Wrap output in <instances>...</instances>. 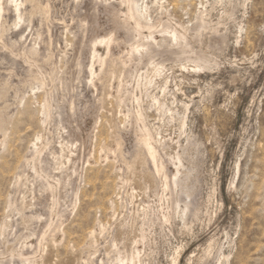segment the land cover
Masks as SVG:
<instances>
[{
    "label": "rangeland",
    "instance_id": "rangeland-1",
    "mask_svg": "<svg viewBox=\"0 0 264 264\" xmlns=\"http://www.w3.org/2000/svg\"><path fill=\"white\" fill-rule=\"evenodd\" d=\"M98 1L96 8L74 0V10L59 0L50 13L52 26L43 39H52L55 83L38 61L27 65L41 82L17 85L26 75L23 57L13 52L12 64L0 48L1 76L19 87L6 102L11 119L0 147V264H264V0H139L150 25L139 38L160 42L172 28L183 34L191 59L204 56L209 67L196 69L156 45L157 58L126 62L105 88L88 93L87 47L110 33V15L102 8L115 6L120 20L126 12L123 0ZM55 17L65 23L60 32ZM24 35L26 45L42 47L34 28ZM96 50L105 56L103 45ZM154 66L164 72L155 73ZM43 104L50 108L48 119ZM145 130L164 162L180 157L179 179L170 189L151 176L147 164L133 158L123 167L114 157L119 134L129 158L131 140ZM90 131L92 144L83 145ZM142 150L136 151L141 159ZM167 168L175 174L172 165ZM30 212H41V222H30ZM53 223L61 226L49 236ZM43 232L48 235L39 240Z\"/></svg>",
    "mask_w": 264,
    "mask_h": 264
},
{
    "label": "bare ground",
    "instance_id": "bare-ground-1",
    "mask_svg": "<svg viewBox=\"0 0 264 264\" xmlns=\"http://www.w3.org/2000/svg\"><path fill=\"white\" fill-rule=\"evenodd\" d=\"M58 1L59 0H12L9 2V4H5L4 0H0V48L4 51H6L5 54V58L8 59V62L15 64V60H14V53L15 51H18V53H20V55L23 57L22 60V64H26L25 66H23V69L25 71V74L22 80L19 81V83L17 85L22 86L23 88L25 87H33L34 85H37L38 83L41 82L40 78H38V76L34 73H32L27 64H32V63H38V61H42V64H40L39 66L42 67H46L48 73H47V79L49 80L50 83H55L57 82V76L55 73V67H54V62H53V50H52V39H50V35H48L49 37L46 39H43V35L45 33V30L50 29V27L48 28L49 25V21L50 19L52 20V18H50V13L55 11L56 9H58ZM74 0H68V6H71L72 9L76 10L78 7H76V4L73 2ZM82 1V0H81ZM124 3H126V12H125V16L123 18V20H120L121 16L119 17V10L118 8H115V6H111V7H100L102 8L104 11H106L107 13H109L110 17V22H111V26H110V33L107 36V38L103 37L97 41L94 40V43L88 45V59H89V67L86 66L88 68V77L89 80L88 82L86 81V90L88 93H90L91 91L95 90L96 88H98L99 86L101 88H105V83L107 82V79L114 77V74L116 73V70L118 68H124V65L126 64V62L135 64L134 62H136L135 65L140 64L141 62H143L144 60H147L148 62L157 54V52H159L157 47L155 48L154 46H158V47H163V45H166V52H168L170 55L174 54V55H178L180 57H184V59L192 62L194 65V68L196 69H204L209 67V61L206 57L201 56V55H197L194 59H191L192 55L190 56V51L188 50V46L187 43L185 42V38L182 35H179L178 33H176L175 31H172L171 28V32L168 31V34L170 33V36L167 35V37H169V39H165V40H161L160 42H156L154 40L153 37H149V41L145 42L139 38L140 37V33L142 32V30L144 29H149L150 25L147 23V20L145 21L144 18L145 14L147 11V6L144 8V11L142 12V9L140 6H138V2L139 0H123ZM121 2V1H120ZM142 2V1H141ZM57 3V4H56ZM67 3V2H66ZM85 4V6H91L94 5L96 8L99 7L101 4H99L98 0H84L83 2ZM122 3V2H121ZM62 4V3H61ZM82 4V3H81ZM117 4L119 5V3L117 2ZM116 4V5H117ZM140 5V4H139ZM145 5V4H144ZM121 6V5H120ZM142 6V5H141ZM57 7V8H56ZM67 7V6H66ZM118 7V6H117ZM94 9V7H93ZM62 10V9H61ZM67 10V9H66ZM73 10V11H74ZM60 11V10H58ZM70 11V10H69ZM79 11V10H78ZM83 11V10H80ZM125 11V10H124ZM95 12V11H94ZM72 13V12H71ZM89 14V13H88ZM96 14V13H95ZM94 14V15H95ZM124 14V13H123ZM148 14V13H147ZM53 15V14H52ZM55 15V14H54ZM108 15V16H109ZM77 17V16H76ZM56 17L54 18L55 23H53V27L55 30L59 31L62 30L63 28H65V23H59L57 22V20H55ZM78 19V18H77ZM60 21V19H58ZM76 20V19H75ZM64 21V20H63ZM87 21V19H86ZM10 22V23H9ZM149 22V21H148ZM52 23V22H51ZM79 23V21H78ZM77 23V24H78ZM131 23V25H130ZM151 23V22H150ZM202 23V22H201ZM74 24V23H73ZM85 24V23H84ZM152 24V23H151ZM71 26V24H68ZM80 25V24H79ZM159 24H157L158 26ZM203 25V24H202ZM30 26L32 28H34L35 30V34L38 37H41L42 39V47L37 48L34 47V45H26L21 39L20 35H24V32L27 28H30ZM73 26V25H72ZM85 26V25H84ZM19 27V31H16V28ZM69 27V26H68ZM153 27V26H151ZM169 27V26H168ZM167 27V28H168ZM160 28V27H159ZM67 29V28H66ZM162 29V28H161ZM68 30V29H67ZM80 30V28H79ZM83 30V29H82ZM150 30V29H149ZM169 30V28H168ZM184 30V29H183ZM48 31V30H47ZM46 31V32H47ZM51 31V30H50ZM84 31V30H83ZM105 31V30H104ZM49 32V31H48ZM68 32V31H67ZM76 32V31H75ZM147 32V30H146ZM151 32V31H150ZM153 32H155V30H153ZM158 32V29H157ZM160 32H162L160 30ZM163 32H167V29L163 28ZM32 33V32H31ZM159 33V32H158ZM180 33V32H179ZM49 34V33H48ZM75 34V33H74ZM81 34V32H80ZM83 34V32H82ZM151 34V33H150ZM155 34V33H154ZM97 35V34H96ZM137 35L139 39H141V41L138 39L135 40L134 36ZM166 35V34H164ZM18 36V37H17ZM25 36V35H24ZM23 36V37H24ZM32 35H30L31 37ZM105 36V35H104ZM20 37V38H19ZM29 37V38H30ZM146 37V36H145ZM28 38V41H29ZM147 38V37H146ZM33 39V38H32ZM40 39V38H39ZM144 39V37H143ZM38 40V39H37ZM148 40V39H147ZM187 40V39H186ZM40 41V40H39ZM38 41V42H39ZM31 43V42H30ZM129 44V52L125 53L123 52V49L125 47L126 44ZM32 44V43H31ZM99 45V46H98ZM101 45H103L106 49V54L105 56H101L97 53V47H101ZM83 46V45H82ZM39 47V46H38ZM55 47V46H54ZM59 47V46H57ZM56 48V47H55ZM57 49V48H56ZM59 49H57L58 51ZM62 50V49H61ZM55 51V50H54ZM56 51V52H57ZM59 53V52H58ZM192 53V52H191ZM56 54V53H55ZM66 55V54H65ZM64 55V56H65ZM160 56V54H158ZM163 56L165 54H162ZM14 56V57H13ZM19 56V55H18ZM167 56V55H166ZM172 56V55H171ZM170 57V56H169ZM176 57V56H174ZM56 58V57H55ZM87 58V57H86ZM155 58H157L155 56ZM160 58V57H159ZM177 58V57H176ZM154 59V58H153ZM169 59V58H168ZM171 59V58H170ZM157 60V59H156ZM163 60V59H162ZM174 60V59H173ZM179 60V59H178ZM6 61V60H5ZM55 61V60H54ZM161 61V60H160ZM153 62V61H151ZM162 62V61H161ZM165 62V61H164ZM187 62V61H186ZM146 63V62H145ZM159 63V62H158ZM157 63V64H158ZM77 66L81 65L80 60L77 61ZM156 64V63H155ZM156 64V65H157ZM57 65V64H56ZM55 65V66H56ZM146 65V64H145ZM161 64H159L160 66ZM32 66V65H31ZM38 66V65H37ZM36 66V67H37ZM98 67L99 66V70L98 72H96V70H94V67ZM127 66V65H126ZM151 66V65H150ZM164 66V65H163ZM22 67V66H21ZM25 67V68H24ZM130 67V65H129ZM155 67V66H154ZM185 67V66H184ZM79 68V67H78ZM85 68V67H84ZM142 68V67H141ZM151 68L153 69V67L151 66ZM20 69V68H19ZM57 69V68H56ZM162 69V68H161ZM160 67L156 66L154 68V72L160 74L159 72H162L163 70H161ZM10 69H8L9 71ZM38 70V69H37ZM87 70V69H86ZM122 70V69H121ZM129 70V69H128ZM12 71V69H11ZM46 71V72H47ZM80 71V70H79ZM153 71V70H152ZM3 72V71H2ZM10 72V71H9ZM81 72V71H80ZM121 72V71H120ZM138 72V71H137ZM140 72V71H139ZM164 72V71H163ZM162 72V73H163ZM13 73V71H12ZM10 73V75L12 74ZM147 73V72H146ZM128 74V73H127ZM152 74V73H151ZM125 75V74H124ZM164 75V74H162ZM46 76V75H45ZM20 77V76H19ZM22 77V76H21ZM79 77V76H78ZM18 78V77H16ZM155 78V77H153ZM120 79V78H119ZM10 78L9 76H6L5 78L1 76L0 73V147H5V144L7 142V130H6V124L8 123L7 120H9L10 118V114L8 112V105H7V100L8 97L10 95L13 94V96L18 93V86L14 83L11 84V82L9 81ZM145 80V79H144ZM147 80V79H146ZM12 81V80H11ZM150 81V80H149ZM148 81V82H149ZM167 81V80H166ZM109 82V81H108ZM112 82V81H111ZM110 82V84H112ZM59 83V82H58ZM65 83V82H64ZM78 83V82H77ZM139 83V82H138ZM43 84V83H42ZM61 85H64L62 83H60ZM109 84V83H107ZM106 84V85H107ZM59 85V84H58ZM138 85V84H137ZM54 86V85H53ZM109 86V85H108ZM121 85H119L120 87ZM57 87V86H56ZM146 87V86H145ZM56 89V88H55ZM60 89V87H59ZM57 89V90H59ZM62 89V88H61ZM99 89V88H98ZM112 89V88H111ZM116 89V88H114ZM80 90V89H79ZM97 90V89H96ZM102 90V89H101ZM100 90V91H101ZM81 91V90H80ZM114 91V90H113ZM118 91V90H116ZM115 91V92H116ZM120 91V90H119ZM99 92V91H98ZM96 91V93H98ZM165 92V91H164ZM60 93V92H59ZM92 93V92H91ZM94 93V91H93ZM114 93V92H113ZM120 93V92H119ZM164 94V93H163ZM17 95V94H16ZM15 95V96H16ZM90 95V94H88ZM93 95V94H92ZM102 95V94H100ZM120 95V94H119ZM23 98V97H22ZM130 98V97H129ZM175 98V97H174ZM20 99V97L18 98ZM100 98L98 99H93L95 101V104L98 102ZM107 99V98H106ZM109 99V98H108ZM158 99V98H157ZM70 100V99H69ZM119 100V98H118ZM21 101V100H20ZM122 101V100H121ZM125 101V100H124ZM136 101V99H135ZM69 102V101H68ZM102 102V101H101ZM131 102V101H130ZM157 102V101H156ZM60 103V101H59ZM136 103V102H135ZM138 103V102H137ZM158 103V102H157ZM69 107L68 110L72 109V106L70 103H68ZM100 104V103H99ZM124 104V103H123ZM172 105V104H171ZM182 105V104H181ZM58 106V105H57ZM56 106V109H57ZM74 108V107H73ZM163 108V106H162ZM169 108V107H168ZM186 108V107H185ZM170 109V108H169ZM69 110V111H70ZM164 110V109H163ZM15 111V110H14ZM42 115H44L45 119H48L49 115H50V108L47 104H43L42 106ZM187 111V108H186ZM93 112V111H92ZM71 113V111H70ZM94 114V113H93ZM121 114V113H120ZM70 115V114H69ZM169 117V116H168ZM93 118V117H92ZM11 119V118H10ZM73 119V118H72ZM70 119V120H72ZM14 120V119H13ZM100 121V120H99ZM44 122V120H43ZM11 124V123H10ZM46 124V123H45ZM89 124V123H88ZM73 126V125H72ZM95 126V125H94ZM86 127V126H85ZM91 127V126H90ZM89 127V128H90ZM78 129V127H77ZM76 128H73L72 131L73 133H76L77 131ZM93 129V128H92ZM144 129V128H143ZM91 130V129H90ZM92 131V130H91ZM91 131L87 132L86 134V140L84 143H82L83 145H88V143L91 141ZM129 131V130H128ZM141 131V130H140ZM63 132V131H62ZM65 134V133H64ZM95 134V133H94ZM39 135V134H38ZM119 140L116 141V146L115 148H113L114 152L113 154L114 157L117 155L119 160L121 161L120 163L122 164L121 166L125 167V165L127 164L128 160L130 161L133 158L138 159L140 162L147 164L149 167V171L150 174L153 178L155 179H160L163 178L162 180V185L163 187L167 190L170 189L172 186H175L176 183L178 182V174H179V168L181 166V161H180V157L177 156V154L174 155V157H168L167 162H164L162 160V158H160V156L158 155V148L157 150L155 149V146L152 144L151 141H153V139L151 138L150 134L145 130L144 133H142V135H140L139 138H134L131 140V144H132V153L130 155L129 158H127L126 156H124V154L121 152V146H122V140H123V136L121 134H119ZM38 137V136H37ZM135 137V136H134ZM118 138V137H117ZM37 141V140H36ZM65 141V140H64ZM157 143V142H156ZM53 144V143H52ZM68 144V142H67ZM90 144H92L90 142ZM89 144V145H90ZM11 145V144H10ZM34 145V144H32ZM76 145V144H75ZM82 145V146H83ZM159 145V144H158ZM34 147V146H33ZM92 147V146H91ZM95 147V146H94ZM62 148V147H61ZM89 147H87L88 149ZM142 148L143 150V154L144 156L141 157L136 154V151ZM7 149V148H6ZM81 149V147H80ZM82 149H84L82 147ZM3 150V149H2ZM32 150V148H31ZM37 150V149H36ZM33 150L30 153V157L35 158L37 151ZM93 150V149H92ZM30 151V150H29ZM28 151V153H29ZM45 151V150H44ZM110 151V150H108ZM106 151V153L108 152ZM48 152V151H47ZM61 152V151H60ZM103 152V151H102ZM46 153V152H45ZM91 153V152H90ZM105 153V152H104ZM138 153V152H137ZM49 154V153H48ZM63 154V153H62ZM65 154V153H64ZM82 154V153H81ZM83 155V154H82ZM81 155V156H82ZM128 155V154H127ZM49 156V155H48ZM57 156V155H56ZM89 156V154H88ZM103 156V154H102ZM29 157V156H28ZM27 157V158H28ZM50 157V156H49ZM53 157V156H52ZM68 157V156H67ZM107 157V156H106ZM21 158V157H20ZM26 158V159H27ZM88 158V157H87ZM116 158V157H115ZM114 158V159H115ZM25 159V160H26ZM55 159V158H54ZM94 159H96L94 157ZM98 159V158H97ZM17 160V159H16ZM67 160V159H66ZM91 160V159H90ZM54 161V160H53ZM118 161V160H117ZM17 162V161H16ZM23 162V161H22ZM33 162V161H32ZM52 162V161H51ZM85 162V161H84ZM96 162V161H95ZM26 163V162H25ZM24 163V164H25ZM78 163V162H77ZM125 163V164H124ZM132 163V162H131ZM130 163V164H131ZM134 163V162H133ZM138 163V162H137ZM167 163V164H166ZM32 164V163H31ZM60 164V163H59ZM129 164V163H128ZM172 165V167H174L175 170V174L170 175L167 165ZM16 165V164H15ZM21 165V164H19ZM30 165V164H29ZM81 165V164H80ZM86 166V165H85ZM94 166V165H93ZM128 165H126L127 167ZM23 168V167H22ZM21 168V169H22ZM53 168V167H52ZM131 168V167H130ZM44 169V168H43ZM79 169V168H78ZM60 170V169H59ZM73 170V169H72ZM127 170V168H126ZM128 171V170H127ZM25 174V173H24ZM22 175V174H21ZM54 176V175H53ZM52 178V177H51ZM67 178V177H66ZM82 178V177H81ZM122 178V177H121ZM37 179V178H36ZM75 179V178H74ZM17 180V179H16ZM27 181V180H26ZM31 181V180H30ZM53 182V181H52ZM65 182V181H64ZM126 181L124 179H121V183H125ZM33 183V182H32ZM44 183V182H43ZM16 187L18 186V184H21V176H19V182L16 183ZM83 184V183H82ZM126 184V183H125ZM128 184V183H127ZM20 186V185H19ZM18 186V187H19ZM69 186V185H68ZM81 186V185H80ZM18 187L14 188L16 189L15 191H18ZM33 187V186H32ZM44 187V186H43ZM50 188V187H49ZM42 190V189H41ZM47 191V190H46ZM18 193V192H17ZM76 193V192H75ZM172 193V192H171ZM12 194V193H11ZM75 195V194H74ZM20 196V195H19ZM32 196V195H31ZM21 197V196H20ZM15 198V197H14ZM76 199V197H75ZM10 201V200H9ZM15 199H11V203L10 205H15ZM63 203V201H62ZM74 203V202H73ZM17 204V203H16ZM52 204V203H51ZM61 205V204H60ZM16 206V205H15ZM176 206H178L176 204ZM46 207V206H45ZM16 210L17 208L14 207ZM184 208L185 211L187 210V202L184 203ZM28 209V208H27ZM65 209V208H64ZM20 210V209H19ZM112 210V209H111ZM57 211V210H56ZM62 211V209H61ZM177 211V210H176ZM18 212V210H17ZM48 212V210H47ZM69 213V212H68ZM113 213V212H112ZM53 214V213H52ZM61 214V213H60ZM65 214V213H64ZM43 214H41V212L38 214V216L36 214H33V212H30V214L28 215L30 218V222H41L40 220L42 219L41 216ZM68 215V214H67ZM45 216V215H44ZM60 216V215H59ZM69 216V215H68ZM61 217V216H60ZM59 217V218H60ZM26 218V217H25ZM64 218V217H62ZM25 220V219H24ZM66 220V219H65ZM45 221V220H44ZM61 219H58V224H61ZM43 223V222H42ZM55 223V224H57ZM38 225V223H36ZM46 224V225H45ZM44 226L49 227L47 225V223H45ZM54 224V223H53ZM54 224V225H55ZM55 225L53 228L50 226V234L49 236H52L53 234H56L59 231V227L61 225ZM36 225V226H37ZM42 225V224H41ZM51 225V224H50ZM43 226V227H44ZM45 227V228H46ZM8 228V227H7ZM37 228V227H36ZM2 229V228H1ZM34 229V228H33ZM61 229V228H60ZM44 230V229H43ZM36 231V230H35ZM42 231V230H41ZM17 232V231H16ZM38 232V231H36ZM64 232V231H63ZM99 232V231H98ZM31 233V232H30ZM14 234V233H13ZM59 234V233H58ZM61 234V233H60ZM96 234V233H95ZM1 235V234H0ZM20 235V234H19ZM45 232H43V234L38 235L40 236V238H38L39 240L41 239H45L46 238ZM62 235V234H61ZM48 236V237H49ZM105 236V235H104ZM103 236V237H104ZM55 237V235H54ZM4 238V237H3ZM101 238V237H100ZM113 239V238H112ZM142 240V239H141ZM26 241V240H25ZM109 241V240H108ZM40 242V241H39ZM39 242H37L36 240V245H39ZM22 244V243H21ZM102 244V243H101ZM32 249L34 248V250L37 248L31 246ZM30 247V248H31ZM39 247V246H38ZM181 248V247H180ZM114 249V248H113ZM29 250V248H28ZM27 250V251H28ZM112 250V249H110ZM32 251V250H31ZM36 251V250H35ZM117 251V250H116ZM115 252V251H114ZM104 253V252H103ZM111 253V252H110ZM29 254V253H27ZM31 254V253H30ZM22 255V254H21ZM90 255V254H89ZM96 255V254H95ZM27 256V255H26ZM33 256V255H32ZM100 256V255H99ZM28 257V256H27ZM90 257V256H89ZM88 257V258H89ZM178 257V256H177ZM31 258V257H29ZM109 258V257H108ZM111 258V257H110ZM125 258V257H124ZM131 258V257H130ZM98 259V258H97ZM107 259V258H106ZM128 260V259H127ZM134 260V259H133ZM28 261V259L26 260ZM98 262V261H97ZM96 262V263H97ZM109 262V261H108ZM124 262V261H123ZM133 262V261H132ZM11 263V262H10ZM33 263V262H32ZM131 263V262H130ZM129 263V264H130ZM138 263V262H137ZM16 264V263H15ZM117 264V263H116ZM124 264V263H121ZM173 264H176V260L173 261Z\"/></svg>",
    "mask_w": 264,
    "mask_h": 264
}]
</instances>
